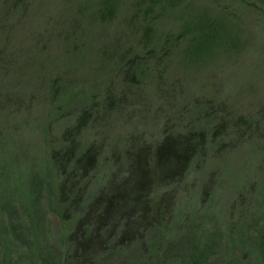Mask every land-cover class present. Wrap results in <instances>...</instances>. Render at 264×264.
Listing matches in <instances>:
<instances>
[{
  "label": "rangeland",
  "instance_id": "374dc122",
  "mask_svg": "<svg viewBox=\"0 0 264 264\" xmlns=\"http://www.w3.org/2000/svg\"><path fill=\"white\" fill-rule=\"evenodd\" d=\"M135 56L144 64L143 85L132 88H141L147 106L137 102L132 111L143 107L146 119L125 112L83 134L84 144L105 141L108 164L130 138L156 142L176 117L181 128L188 125L181 99L225 106L218 116L229 125L243 120L215 138L219 145L182 193V205L202 217L172 230L186 220L180 211L107 263L264 264V207L251 214L250 206L256 196L264 203V0H0V94L23 100L0 111V142L21 150L0 148L1 179L18 163L24 175L27 159L40 162L45 146L59 145L51 136L82 107L121 91V58ZM175 85L179 101L164 96ZM220 122L204 124L209 137ZM42 195L46 253L32 255L28 218L18 211L0 240V264L62 263L64 229ZM2 220L9 222L0 210Z\"/></svg>",
  "mask_w": 264,
  "mask_h": 264
},
{
  "label": "trees",
  "instance_id": "16d2710c",
  "mask_svg": "<svg viewBox=\"0 0 264 264\" xmlns=\"http://www.w3.org/2000/svg\"><path fill=\"white\" fill-rule=\"evenodd\" d=\"M141 59L122 57L121 91L109 90L100 101L82 107L74 122L64 127L57 139L51 136L59 145L45 146L40 162L27 159L22 165L27 166L24 175L18 173V163L14 173L2 180L5 166H0V210L9 219L8 223L2 220L0 240L7 235L13 215L19 211L28 218V245L32 255L45 251L39 207L44 193L46 207L58 217L64 229L63 260L57 264H108L118 249L148 237L149 231L155 233L170 225L176 213L184 211L187 217L175 221L172 230L194 219L191 217H202L182 205V193L187 194L189 177L206 163L208 152L219 145L215 138L229 127L235 129L243 117L229 125L225 117L218 116L220 112L224 114L225 106L220 104L216 108L211 102L201 104L189 98L188 102L179 101L177 97L182 93L175 85L172 94L164 93V96L184 104L183 111L189 116L185 127L177 125L176 117L168 122L156 142L130 138L120 157L116 150L112 151L115 161L111 164L106 162L105 141L83 143V134L90 127L105 126L114 115L126 112L129 117L138 115L146 119L143 107L147 105L140 94L141 88L137 91L132 88L143 85L142 70H139ZM2 96L0 94V111L23 102L18 93ZM137 102L138 107H143L134 109L137 112L132 114ZM218 119L221 122L210 128L209 137L204 124ZM195 120L203 126L194 128ZM47 126L49 131L51 122ZM45 142L49 139L45 138ZM9 147L8 143L0 142L4 152L5 149L14 154L21 151ZM256 197L250 203L254 206L251 214L264 207Z\"/></svg>",
  "mask_w": 264,
  "mask_h": 264
}]
</instances>
